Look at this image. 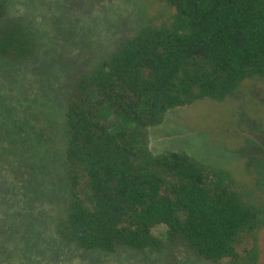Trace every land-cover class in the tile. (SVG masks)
<instances>
[{
	"label": "trees",
	"instance_id": "trees-1",
	"mask_svg": "<svg viewBox=\"0 0 264 264\" xmlns=\"http://www.w3.org/2000/svg\"><path fill=\"white\" fill-rule=\"evenodd\" d=\"M0 0V57L36 51L31 29L6 19ZM151 17L107 57L81 72L65 105L70 199L58 237L114 253L182 246L215 264H264L262 193L184 151L152 152L149 127L167 110L222 99L264 84V0H159ZM165 228V240L153 229Z\"/></svg>",
	"mask_w": 264,
	"mask_h": 264
},
{
	"label": "rangeland",
	"instance_id": "rangeland-1",
	"mask_svg": "<svg viewBox=\"0 0 264 264\" xmlns=\"http://www.w3.org/2000/svg\"><path fill=\"white\" fill-rule=\"evenodd\" d=\"M161 13L159 0L8 1L6 19L31 29L36 51L26 60L0 57V264H215L166 242L155 251L83 250L55 231L70 199L68 93L79 73ZM149 139L154 153L184 151L229 171L239 188L262 193L264 84L169 109L149 127ZM153 231L165 240L163 226ZM259 248L262 261V235Z\"/></svg>",
	"mask_w": 264,
	"mask_h": 264
}]
</instances>
